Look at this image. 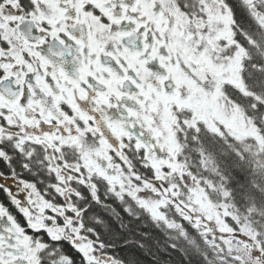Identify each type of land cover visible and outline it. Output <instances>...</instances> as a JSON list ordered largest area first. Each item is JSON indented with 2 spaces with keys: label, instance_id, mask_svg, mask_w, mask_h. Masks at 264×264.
<instances>
[{
  "label": "snow or ice",
  "instance_id": "6c2138e0",
  "mask_svg": "<svg viewBox=\"0 0 264 264\" xmlns=\"http://www.w3.org/2000/svg\"><path fill=\"white\" fill-rule=\"evenodd\" d=\"M130 235L264 264V0H0V264Z\"/></svg>",
  "mask_w": 264,
  "mask_h": 264
},
{
  "label": "trees",
  "instance_id": "16d2710c",
  "mask_svg": "<svg viewBox=\"0 0 264 264\" xmlns=\"http://www.w3.org/2000/svg\"><path fill=\"white\" fill-rule=\"evenodd\" d=\"M113 207L116 208L115 205ZM116 211L119 212L121 211V209L116 208ZM105 215L107 219H111V217H109L107 214ZM127 219L128 218L125 217L126 221ZM129 222L132 224L131 233H140L142 235L145 231H148V229L143 228L136 222ZM103 230L106 231V229ZM141 235H136L134 239H140ZM129 239L131 244L130 247H121L118 245L116 248L111 249V251H114L117 255L127 257L129 260L135 259L138 261V264H156V261L160 259V257L156 255V249L154 247L152 249L144 248L143 250H141L135 247L131 235L129 236ZM168 264H181L180 257L172 254L171 260H169Z\"/></svg>",
  "mask_w": 264,
  "mask_h": 264
},
{
  "label": "flooded vegetation",
  "instance_id": "af4514ba",
  "mask_svg": "<svg viewBox=\"0 0 264 264\" xmlns=\"http://www.w3.org/2000/svg\"><path fill=\"white\" fill-rule=\"evenodd\" d=\"M111 251V250H110Z\"/></svg>",
  "mask_w": 264,
  "mask_h": 264
}]
</instances>
